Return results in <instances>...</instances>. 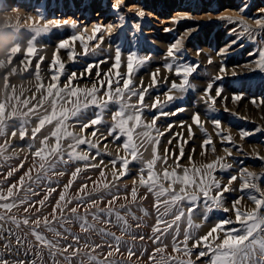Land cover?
I'll list each match as a JSON object with an SVG mask.
<instances>
[{"label": "snow or ice", "instance_id": "6c2138e0", "mask_svg": "<svg viewBox=\"0 0 264 264\" xmlns=\"http://www.w3.org/2000/svg\"><path fill=\"white\" fill-rule=\"evenodd\" d=\"M247 7V4H242L238 11L243 13ZM138 15L143 17V11ZM120 19L123 20L124 17L121 16ZM226 19L232 20L231 17ZM173 22L178 23V20ZM64 23L68 22L64 21ZM255 23L264 27L262 19H256ZM60 26L61 24L55 20L43 23V17L40 23L34 22L30 28L33 37L28 42L25 58L33 56L37 51L38 37L47 33L50 27ZM71 27L76 29L77 24L72 23ZM240 29L242 34L252 37L253 30L243 19L240 21ZM102 31L103 26L96 24L90 37H85L84 33L87 32L85 27L79 34L58 43L50 66L53 83L47 86L43 83L38 85L37 91L41 89L44 91L35 105L29 107L30 99L21 100L15 95V91L13 95L7 97V100L0 101V137L4 138L0 143V168L8 167V162L17 157L14 149L9 154V149L12 148L11 138L18 135L20 140H25L28 137L33 142L28 144V148L32 149L38 134L46 126H52L49 133L40 138V146L32 152L31 167L24 175L7 187L0 185V241H3L0 248L16 256L21 254L28 256L31 252L33 258L16 259L11 262L0 258V264H48V261H51V264H141V258L146 253L147 258L143 264H196L192 256L193 250L197 248L201 250L195 254L196 261H201V264H264V191H261L259 184L264 178V173L248 172L246 168L240 170L239 191L244 193L248 190L247 199L254 204L251 211H241L237 206L245 199L243 195L232 200L231 208L225 206L227 199L225 193L237 191L232 188L233 182L237 181V175H231L227 184H222L221 179L216 175L217 171L223 172L232 168V164L226 162V157H217L211 163L196 167L192 156L189 155L188 160L192 166L184 167L180 163L181 158L184 157L182 144L179 147V155H175L168 148L164 149V156L159 154L160 137L164 132L156 127L157 120L160 119V115H175L176 112H183L185 109L178 107L176 112H161L160 115H153L148 122L144 114L148 107L145 96L150 88L159 84L160 69L157 68L150 74L151 83L148 86H144L142 80L139 85H135L134 73L143 68L150 57L138 56L135 52H131L126 57L127 73L122 76L117 71L115 73L117 79H112L109 75L111 69H119L122 62V52L117 48L109 73H104L101 77V72L97 70L94 75L95 82L89 81L92 84L90 88L80 87L73 82L91 75L94 68L98 69L100 64L107 61L101 60L95 65L87 64L79 76L76 71H72L66 77V83L62 87L59 86L60 78L65 73V63L61 61L59 50L69 49L79 42L83 55L87 56L91 41H97L92 48L93 52L100 49L105 42ZM108 31L110 34V28ZM182 44L183 38L171 44L167 51V57L171 62L163 65L166 72L179 78V82L172 81L170 88L164 94L165 101L162 103L159 97H156L151 104L152 109L167 106L177 99L178 97L173 93L183 95L195 88L190 78L199 65L188 62L177 63V53L181 51ZM19 51V44L11 48L9 61ZM40 59L43 60V57ZM68 59L75 62L77 54L70 51ZM27 62L30 64L31 60ZM57 65L58 67L52 71V67ZM256 67L264 72V49L259 50ZM36 69L35 79L40 81L39 63L36 64ZM24 70L26 68L22 69ZM220 71L223 73L225 70L222 67ZM163 79L167 83V77ZM216 79H222V76H217ZM211 89L212 85L209 84L204 95L207 96L210 108L214 111L216 98L221 96L222 89H217L215 97L210 94ZM133 98H136L135 102ZM13 99L15 104L6 114L7 104ZM240 99L241 96H233V102ZM252 102L256 103L255 100ZM46 103L48 107H45ZM110 106H115L114 110L110 109ZM41 108L43 112L40 111ZM90 108L96 109L91 115L88 112ZM110 110L112 123L107 126V134L98 137L99 128L96 126L107 124L104 115ZM13 118L17 119L19 124L9 136L8 121ZM33 119L37 123L31 128L29 135L28 125ZM212 123L221 143L227 142L235 146L230 135L222 134L223 129L219 119L213 118ZM203 124L200 113H193L192 124L188 125V137L192 138L194 135L192 125L206 133ZM77 126L80 133H85L89 128L93 130L86 135H80L73 131ZM168 128L170 130L171 125ZM261 131L264 129L241 130L240 137L243 140ZM176 135L181 137L183 143H187L182 134ZM108 136L113 137L114 141L123 138L118 147L125 150L123 157L117 155L109 162L114 170L111 181H108L105 171L109 164H105L103 159L97 163L92 162L102 155L100 145ZM208 145L212 146L208 150L215 153L216 149L210 135H206L201 148L204 149ZM82 146L86 147L82 148ZM149 146L151 159L145 160L141 149L147 151ZM104 147L107 148V145ZM91 150H95V154ZM192 151L195 152V149ZM224 151L227 157L232 156L230 148H225ZM103 154L110 155L106 152ZM201 155H205L203 150ZM258 158L264 160V157ZM169 159H173V164L168 163ZM133 161L140 164L139 184L137 185L136 180H133L131 190L121 195L117 185L122 177L129 174V165ZM118 164L119 168H117ZM158 164L161 169L159 171ZM19 167H23V162ZM19 167H9L5 179L18 171ZM97 168L100 171L97 180L92 181L93 187L89 188L87 183H82L75 193L71 192L73 184L78 179L92 180L91 176L82 177V173ZM178 169L182 171H177ZM65 175H69L70 178L59 191L58 198L51 206V212L41 215L48 207L47 202L52 194L57 193L59 185L53 186L54 180ZM141 188L144 189L143 195L140 194ZM41 192L44 193L41 199L35 201L31 199L40 196ZM101 193L103 194L98 195ZM255 193H259V196ZM149 195L152 197L150 205L152 211L143 204ZM14 209L17 211L22 209V213L17 215L13 212ZM214 210H222L225 213L234 211L235 220L223 218L206 234L197 235L203 223L209 219L208 214ZM197 215L201 219L200 223L196 222ZM148 219H154V223L148 225L146 223ZM233 224L239 226L229 227ZM7 225H12L14 228ZM73 225L78 226V232L72 231ZM145 227L150 228L149 233L137 231ZM221 234H223L222 238ZM94 236L99 238V242L93 239ZM105 248L107 251H104ZM133 257L136 259L134 260ZM204 257L208 259L202 260L201 258Z\"/></svg>", "mask_w": 264, "mask_h": 264}, {"label": "rangeland", "instance_id": "374dc122", "mask_svg": "<svg viewBox=\"0 0 264 264\" xmlns=\"http://www.w3.org/2000/svg\"><path fill=\"white\" fill-rule=\"evenodd\" d=\"M242 4H247L248 6L243 13L238 11ZM117 5H119L118 8ZM262 9H264V0H122V2L121 0H77L74 3H69V0H0V37L3 38V42L0 43V101L7 100V97L13 95V91H15V95L19 96L21 100L30 99L29 107L35 105L41 99V93L44 91V89L37 91L38 85L43 83L47 86L53 83L50 66L54 53L57 51L58 43L65 38L79 34L80 30L85 27H87V32L84 35L85 37H90L93 26L100 24L103 26L101 34L105 41L100 49H96L95 52L92 51L97 42L94 40L89 44V55L87 56L83 55L82 46L79 42L70 46L69 49L59 50L58 54L61 61L65 63V73L60 78L59 86L62 87L66 83V77L72 71H76L79 76L87 64L95 65L101 60L107 61L100 64L98 69L94 68L91 75L73 82L80 87L90 88L92 84L89 81L95 82L94 75L97 70L101 72V77H103L104 73H109V69L114 63V52L117 48L122 52V62L119 69H111L109 75L112 79H117L115 76L117 71L122 76L127 73L126 57L131 52H135L138 56L150 57L144 67L134 73L135 85H139L142 80L144 86H148L151 83L150 74L157 68L160 69L159 84L154 88H150L145 96V103L148 107L145 109L144 114L148 118V122H150V118L153 115H160L161 112H176L178 107L185 109L183 112H176L175 115H160V119L157 120L156 127L161 132H164V135L160 137L159 154L164 156V149L168 148L175 155H179V147L182 144L184 157L181 158L180 163L184 167L192 166L188 160L189 155L192 156V161L196 167L211 163L217 157H226V162L231 163L232 168L223 172L217 171L216 175L221 179L222 184H227L231 175H237V181L232 184V188L237 189V191L225 193L227 197L225 206L231 208L232 200L243 195L245 199L237 207L241 211H251L254 208V204L247 199L248 190L244 193L239 191L241 182L239 173L244 168L248 172L264 173V160L258 158L264 157V131L255 132L254 135H250L243 140L240 137V132L241 130L254 131L257 128L264 129V72H261L256 67V61L259 59V50L264 49V27H260L255 23L256 19L264 20V11H261ZM140 11H143V17L138 15ZM121 16L124 17L123 20L120 19ZM181 16L185 18L181 19ZM41 17H43V23L55 20L61 26L50 27L47 33L38 37L36 41L37 51L33 56L26 59L27 45L33 37L30 28L34 22L40 23ZM228 17H231L232 20L226 19ZM241 19L253 30L251 38L242 34L240 29ZM174 20H178V23H174ZM64 21L68 23L65 24ZM72 23L77 24L76 29L71 27ZM109 28L111 30L110 34ZM165 29H170V31L166 32ZM181 38H183V44L181 51L177 53V63L188 62L199 65L197 71L190 78L195 88L194 90L190 89L183 95L173 93V95L178 97L177 99L168 103L167 106H158L157 109H152L151 104L155 98L159 97L163 103L165 101L164 94L170 88L171 82H179V78L166 72L163 65L171 62L170 58L167 57L168 48ZM232 41H236V43H231ZM17 44L20 46V51L12 56L11 61H9L10 50ZM70 51H74L77 54L75 62L68 59ZM198 51L199 54H197ZM41 57H43V60L40 59ZM28 60H31L30 64H28ZM209 60H211V63H209ZM37 63L40 64V81L35 79ZM56 67L58 65L53 66L52 71ZM222 67L225 70L223 73L220 71ZM25 68L26 70L22 71ZM217 76H222V79H216ZM164 77H167V83L164 82ZM209 84L212 85L210 94L213 97H215L217 89H222L221 96L216 98L214 111L211 110L208 98L204 95L205 89ZM237 95L241 96V99L233 102V96ZM135 99L133 98V102H135ZM253 100L256 101L255 104H253ZM13 104H15V99L8 102L6 114L11 111ZM45 107H48L47 103ZM114 108L115 106H110V109L114 110ZM225 108H227V111H225ZM23 110L27 111V109ZM40 111L43 112V108ZM94 111L96 109L90 108L88 110L89 115ZM196 112L200 113L201 119L204 121L203 127L207 131L206 133L201 132L198 127L192 125L194 135L189 138L188 125L192 124V116ZM110 115L111 110L104 115V119L107 122L106 125L96 126L99 128L98 137L107 134V126L112 123ZM213 118L219 119L223 129L222 134L230 135L235 146L227 142L221 143L220 137L215 134L212 123ZM36 123L37 121L33 119L28 125L29 135L31 128ZM8 124L9 128L7 131L10 136L11 131L16 130L15 126H18L19 121L13 118L8 121ZM169 125H171L170 130L168 128ZM51 127L50 125L46 126L43 130L48 132ZM74 129L79 132L78 126ZM92 130V128H89L85 133L79 132V134L86 135ZM177 133L182 134L187 143H183L181 137L176 135ZM206 135L212 136L216 149L215 153L208 150L212 147L211 145L205 146L204 149L201 148ZM41 136L42 131L38 134L32 149L28 148V144L33 143L28 137L25 140H20L18 135L11 138L12 148L9 149V154L14 149L17 157L8 162V167L0 168V185L7 187L16 183L31 167L32 152L40 146ZM3 140L4 138L0 137V143ZM122 140L123 138L114 141L113 137L108 136L100 145L102 155L92 162L97 163L100 159H103L105 164H109L117 155L123 157L125 150L122 147H118ZM169 140L172 142L168 143ZM104 145H107V148ZM85 147L82 146V148ZM225 148L231 149L232 156H226ZM193 149H195V152L192 151ZM149 150H151L150 146L147 151L141 149L144 152L145 160L151 159ZM202 150L205 155H201ZM91 151L95 154V150ZM105 152L110 153V155L103 154ZM25 157H27L26 160ZM21 162H23V167H19ZM173 162V159L168 161L170 165ZM9 167H19V170L14 172L11 177L5 179ZM139 167L140 164L135 161L130 163L129 174L122 177L117 185L121 195L131 190L133 180H136L137 185L139 184ZM117 168H119V164ZM157 170H161L159 164L157 165ZM99 171L100 169L97 168L82 173V177L91 176L92 180L78 179L73 184L71 192L75 193L78 186L82 183H87L89 188L93 187L92 181L97 180ZM105 171L108 181H111L114 170L110 164ZM177 171H182V169ZM69 178V175H65L62 178H58V180H54L53 186L59 185L57 193L52 194L47 202L48 207L44 209L41 215L51 212V206L55 203L59 191L68 182ZM259 184L261 191H264V178L261 179ZM43 194L41 192L40 196L31 197V199L33 201L39 200ZM140 194H144L143 188L140 189ZM255 194L259 196V193ZM151 203L152 197L149 195L148 199L143 201L144 206L148 207L149 211H152ZM101 206L103 207V204ZM13 212L20 215L22 209L20 211L14 209ZM208 215L209 219L203 223L197 235L206 234L216 222L223 218L235 220L234 211L225 213L222 210H214ZM196 222H201L199 215H197ZM146 223L151 225L154 223V219H148ZM238 226V224H233L229 227ZM7 227L14 228L12 225H7ZM115 230L113 229V231ZM72 231L78 232V226L73 225ZM137 231L147 234L150 232V228L145 227ZM93 239L99 242L98 237L94 236ZM2 243L3 241H0V244ZM200 250L199 248L193 250L192 259L196 264H201V261H196L195 256ZM104 251H107V249L105 248ZM169 251H171L170 248ZM0 258L8 259L10 262L16 259L30 260L33 258V253L30 252L28 256H23L22 254L21 256H16L14 253H8L0 248ZM146 258L147 253L141 258V264ZM133 259L135 260L136 257H133ZM201 259L206 261L208 258L204 257ZM45 260H47L46 254ZM48 264H51V261H48Z\"/></svg>", "mask_w": 264, "mask_h": 264}, {"label": "bare ground", "instance_id": "6f19581e", "mask_svg": "<svg viewBox=\"0 0 264 264\" xmlns=\"http://www.w3.org/2000/svg\"><path fill=\"white\" fill-rule=\"evenodd\" d=\"M77 0H69V3H74V2H76ZM81 85H83V84H81ZM86 86V85H85ZM98 87H99V85H97ZM83 87V86H82ZM91 87V86H90ZM111 116V115H110ZM51 130V129H50ZM73 131H75V132H77L75 129H73ZM49 133V131L48 132H46V130H42V136L41 137H43V136H45V135H47ZM77 134H79V132H77ZM40 137V138H41ZM49 143H52V141H49ZM66 143V142H65ZM149 156H150V158H151V150H149ZM246 201V200H245ZM246 203V202H245ZM252 203V202H251ZM241 204V203H240ZM250 206V205H249ZM253 207H254V205H253ZM248 208V207H247Z\"/></svg>", "mask_w": 264, "mask_h": 264}, {"label": "clouds", "instance_id": "9594fccd", "mask_svg": "<svg viewBox=\"0 0 264 264\" xmlns=\"http://www.w3.org/2000/svg\"><path fill=\"white\" fill-rule=\"evenodd\" d=\"M14 11H18V10H14ZM2 42H3V38L0 37V43H2Z\"/></svg>", "mask_w": 264, "mask_h": 264}]
</instances>
